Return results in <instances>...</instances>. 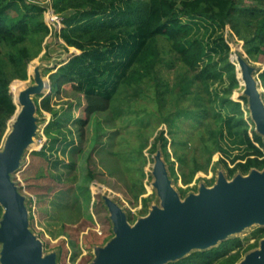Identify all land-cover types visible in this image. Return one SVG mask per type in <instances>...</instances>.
Wrapping results in <instances>:
<instances>
[{"label":"rangeland","instance_id":"374dc122","mask_svg":"<svg viewBox=\"0 0 264 264\" xmlns=\"http://www.w3.org/2000/svg\"><path fill=\"white\" fill-rule=\"evenodd\" d=\"M31 1L46 7L34 13L32 24L45 22L50 31L30 35L20 44L29 57L19 66L7 60L12 46L1 47L16 110L0 137V152L6 150L16 124L19 105L14 90L21 85L37 88L35 68L39 66L48 87L28 95L36 105L35 131L10 179L23 196L29 230L42 242L44 258L54 255L56 264H92L97 249L116 237L110 203L123 211L131 226L155 209H163L156 186L158 158L164 161L171 186L182 201L222 179L232 181L250 174L240 170L232 174L230 169L239 162H233L235 156L248 149L246 132L257 129L244 75L248 67L264 101V44L260 50L248 52L254 43L247 44L241 37L248 34L244 22L239 24V34L230 20L238 13L226 21L201 14L183 16L181 46L173 48L160 39L161 53L151 77L140 84H119L106 109L91 113L86 123L78 124L84 98L58 81V68L83 53L61 35L64 21L76 10L62 11L54 0ZM174 1L181 7L182 0ZM237 6L264 7V0H238ZM8 13L18 14L15 10ZM71 34L81 40L88 38L82 29ZM102 36L119 37L118 33ZM112 40L86 45V50L92 55L110 49ZM194 43L202 47L203 57L191 68L181 61L179 52ZM2 208L0 230L7 210ZM231 239L242 243L231 246L214 264H239L259 250L264 223L246 225L209 248ZM4 249L5 242L0 240V262ZM198 250L192 248L164 264Z\"/></svg>","mask_w":264,"mask_h":264},{"label":"trees","instance_id":"16d2710c","mask_svg":"<svg viewBox=\"0 0 264 264\" xmlns=\"http://www.w3.org/2000/svg\"><path fill=\"white\" fill-rule=\"evenodd\" d=\"M237 1L182 0L181 7H178L174 0H54L55 7L58 2L62 11L76 10L64 19L61 35L66 43L83 53L69 58L58 68V81L84 98L83 103L80 102L82 116L76 119L77 123L84 124L91 113L106 109L119 84H140L151 77L161 53L160 39L168 41L173 48L181 46L183 16L201 14L226 21L238 13V17L230 19L233 28L241 34L239 24L243 21L248 34H241V37L247 44L254 43L248 52L260 50V44H264V7H239ZM9 10L18 14L11 16ZM44 10L46 7L31 0H0V52L4 44L12 46L7 60L14 66L23 64L29 57L28 51L20 47L22 42L37 32L49 33L50 28L45 22L37 26L32 24L34 13ZM81 29L88 36L86 40L72 37L71 32L76 34ZM114 33L119 36L116 40L102 36ZM109 40H112L110 49L99 50L92 55L86 50V45H98ZM111 55H115L113 60ZM179 57L188 67H195L202 60V47L194 43L182 49ZM3 63L0 56V137L16 110L10 92L12 78ZM50 98L51 95L47 97ZM245 137L248 149L235 156L233 162H239L230 169L232 174L237 170L248 173L254 168L264 169V135L252 130L247 131ZM2 214L0 204V217ZM241 243V239H231L218 247L195 251L172 264H214L232 250L231 246H240Z\"/></svg>","mask_w":264,"mask_h":264},{"label":"water","instance_id":"95a60500","mask_svg":"<svg viewBox=\"0 0 264 264\" xmlns=\"http://www.w3.org/2000/svg\"><path fill=\"white\" fill-rule=\"evenodd\" d=\"M35 73L39 85L28 87L22 95L24 109L8 136L6 150L0 152V204L7 209L0 230V240L5 242L1 264H56L54 255L42 256L43 244L30 232L23 196L10 179L35 131L36 105L28 95L48 87L39 66ZM244 79L256 130L264 135V101L248 67ZM155 174L164 208L155 209L131 226L123 211L110 203L116 237L97 249L92 264H164L192 248L206 250L246 225L264 223V170L252 169L249 175L232 181L222 179L184 201L172 188L161 158L155 164ZM239 264H264V240L259 250Z\"/></svg>","mask_w":264,"mask_h":264},{"label":"bare ground","instance_id":"6f19581e","mask_svg":"<svg viewBox=\"0 0 264 264\" xmlns=\"http://www.w3.org/2000/svg\"><path fill=\"white\" fill-rule=\"evenodd\" d=\"M239 64V63H238ZM238 68V67H237ZM243 76V75H242ZM242 85V84H241ZM28 90V87L27 86H23L21 85L20 87L17 86V88H15L14 90V95H15V99L16 101L18 102V105H19V110H18V113H17V116H16V119L19 117V115L21 114L22 110L24 109V105H23V102H22V95L25 93V91ZM243 90V89H242ZM258 92H259V89H258ZM13 121V120H12ZM12 124V123H11Z\"/></svg>","mask_w":264,"mask_h":264},{"label":"built area","instance_id":"2783aa9c","mask_svg":"<svg viewBox=\"0 0 264 264\" xmlns=\"http://www.w3.org/2000/svg\"><path fill=\"white\" fill-rule=\"evenodd\" d=\"M53 12V9L49 11V15H51V13ZM59 23V27H60V20H58Z\"/></svg>","mask_w":264,"mask_h":264}]
</instances>
